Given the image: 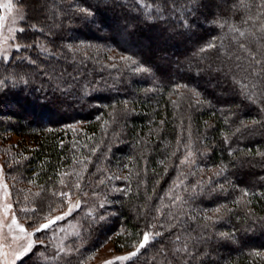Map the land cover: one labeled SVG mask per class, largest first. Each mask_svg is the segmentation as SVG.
Returning <instances> with one entry per match:
<instances>
[{"label":"trees","instance_id":"obj_1","mask_svg":"<svg viewBox=\"0 0 264 264\" xmlns=\"http://www.w3.org/2000/svg\"><path fill=\"white\" fill-rule=\"evenodd\" d=\"M24 6L0 60L16 214L37 230L80 207L59 254L17 264H87L109 242L141 246L125 264H264V0Z\"/></svg>","mask_w":264,"mask_h":264},{"label":"rangeland","instance_id":"obj_2","mask_svg":"<svg viewBox=\"0 0 264 264\" xmlns=\"http://www.w3.org/2000/svg\"><path fill=\"white\" fill-rule=\"evenodd\" d=\"M25 1L27 0H22V2L20 0H0V60L2 61H9L13 53L21 49V45L17 40L19 32L25 31L31 24V21L26 20ZM9 4H11L10 9L6 7ZM52 5L48 6V8H51ZM37 24L39 23H36L37 28L43 29ZM5 138H0L1 147H4L5 144L10 147L15 142L20 141L17 136H12L11 139ZM27 142L28 140L25 141V143ZM2 157L0 153V264H17V261L27 256L38 244L49 245L59 254L66 241L78 233L77 223L71 220L70 217L79 209L80 202L71 199L68 208L55 213L54 222L47 223L49 227L42 229H52L53 224L57 222L59 224L51 230L49 235L47 233L42 235V238L37 237V230L29 226L27 222L19 219L16 214L13 182L8 178L7 170L2 163ZM57 217L62 218L56 219ZM21 229L24 231H21ZM149 239L151 238L148 237ZM29 242L32 243L31 249L23 255H19ZM140 247L138 246L131 251L118 252L115 251L113 243L109 242L101 247L87 264H125L138 254ZM132 253H135V255H130ZM43 258L42 256L40 259L43 260ZM47 258L49 259L50 257Z\"/></svg>","mask_w":264,"mask_h":264},{"label":"snow or ice","instance_id":"obj_3","mask_svg":"<svg viewBox=\"0 0 264 264\" xmlns=\"http://www.w3.org/2000/svg\"><path fill=\"white\" fill-rule=\"evenodd\" d=\"M6 7H8V8L10 9V8H11V4L6 5ZM0 83H3V81H0ZM61 218H62V217H57L56 219H61ZM51 222H54V221H50V223H51ZM13 223H15V221H13ZM47 227H49V224H44V225H42L41 227L37 228V231H40V230H42V228H47ZM21 231H24V230L21 229ZM147 241H148V236L145 235V236H144V242L146 243ZM31 247H32V243L29 242L28 245H27L25 248H23V249L21 250V252L19 253V255H23L25 252H27L29 249H31ZM130 255H135V253H132V254H130Z\"/></svg>","mask_w":264,"mask_h":264}]
</instances>
